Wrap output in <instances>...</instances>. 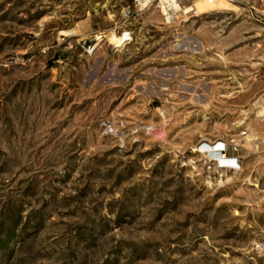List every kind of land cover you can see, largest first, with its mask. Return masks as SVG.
<instances>
[{
	"label": "rangeland",
	"instance_id": "374dc122",
	"mask_svg": "<svg viewBox=\"0 0 264 264\" xmlns=\"http://www.w3.org/2000/svg\"><path fill=\"white\" fill-rule=\"evenodd\" d=\"M180 4L0 0V264H264V24Z\"/></svg>",
	"mask_w": 264,
	"mask_h": 264
},
{
	"label": "bare ground",
	"instance_id": "6f19581e",
	"mask_svg": "<svg viewBox=\"0 0 264 264\" xmlns=\"http://www.w3.org/2000/svg\"><path fill=\"white\" fill-rule=\"evenodd\" d=\"M223 1L226 2V3H229L226 0H223ZM180 5L181 4L179 3L178 0H162L159 3L160 13H164L165 14L167 12V9L171 10L173 12L172 15H171V18L174 17V21L175 22L174 21L173 22L176 23V20H178L179 17H180V16L178 17V15H180V14H182V15H190V14H192V17H194L199 12L193 6H189L188 9L185 8L183 10V9H181ZM166 14H169V13H166ZM75 34L76 33H74V32H61L60 33V35H64L65 37L69 36V35H75ZM126 36H127V34H123L121 36H117L115 33L110 32L108 35H105L104 38L106 39L105 42L111 44L113 47L121 48L124 45L125 41H126ZM96 37H97L98 41H102L103 42V37H101V36H96ZM255 107H257V106H255ZM256 116L264 117V109L259 110V112H258V114H256ZM249 138L250 137H247V140H246L248 143L245 142L249 146H251L250 145L251 142H256L257 141L256 139H249ZM221 146L222 145L219 144L215 148V147H213V145L204 144L201 147L200 151L196 150L195 152H201L204 155L208 154L210 156V158H212V161H214L216 164H218V163L224 164V163H226V160H225L226 156L224 157L223 153L219 152V149L221 148ZM262 250H264V246H262Z\"/></svg>",
	"mask_w": 264,
	"mask_h": 264
},
{
	"label": "built area",
	"instance_id": "2783aa9c",
	"mask_svg": "<svg viewBox=\"0 0 264 264\" xmlns=\"http://www.w3.org/2000/svg\"><path fill=\"white\" fill-rule=\"evenodd\" d=\"M161 1L162 0H132L134 6L141 8L142 10H147L155 5L159 9V3ZM178 1L180 3V0ZM226 1H228L230 4L235 6L240 5L245 7L248 13L251 14L257 22L264 24V0H226ZM166 13L165 14L161 13V20L164 25L168 26L173 23L174 17L171 18V15L173 13L171 10L167 9ZM127 37H129L128 34L126 38ZM257 104L261 109H264V96H261V98L258 99ZM221 145L222 146L219 149V152L223 153V156L225 157V152H226L225 145L224 144Z\"/></svg>",
	"mask_w": 264,
	"mask_h": 264
}]
</instances>
